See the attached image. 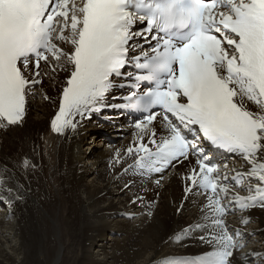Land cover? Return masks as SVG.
Listing matches in <instances>:
<instances>
[{"label": "snow or ice", "instance_id": "snow-or-ice-1", "mask_svg": "<svg viewBox=\"0 0 264 264\" xmlns=\"http://www.w3.org/2000/svg\"><path fill=\"white\" fill-rule=\"evenodd\" d=\"M41 61L67 74L51 121L60 134L105 106L116 78L129 82L120 106L143 115L139 139L154 145L141 142L135 164L162 172L195 157L185 191L205 195L214 231L200 239L218 245L197 264H228L243 245L223 217L232 206L264 207V0H0V128L22 122ZM161 112L157 140L149 125ZM203 141L249 167L229 179Z\"/></svg>", "mask_w": 264, "mask_h": 264}, {"label": "bare ground", "instance_id": "bare-ground-1", "mask_svg": "<svg viewBox=\"0 0 264 264\" xmlns=\"http://www.w3.org/2000/svg\"><path fill=\"white\" fill-rule=\"evenodd\" d=\"M63 47L70 48L68 44ZM39 71L40 83L27 97L24 125L0 128V166L8 168L24 189V200L15 205L17 228L12 231L16 248L10 245L0 221V264H16V254L21 255L19 264H160L171 258L172 249L179 257L190 256L185 261L173 257L174 264H197L204 257L201 255L218 247L214 240L207 243L200 239L201 236L211 239L214 231L210 221L205 220L210 212L205 195L193 188L184 196L188 185L184 177L194 166L195 157L190 156L192 163L183 158V162L173 161L162 172L142 171L133 163L136 156L126 154L119 147L132 132L136 133L135 142H139L140 134L129 125L125 130L119 121L108 124L100 115V107L85 118H78L73 133L69 128L63 137L51 135L52 113L59 107V94L67 74L59 69L53 73L45 61L40 62ZM105 103L111 104L109 98ZM153 126L157 140L166 135L161 117ZM103 129L114 131V136L104 145L99 139ZM88 134H92V139L96 137L92 146L105 149L94 153L93 146L91 153L81 152V143ZM142 142L154 150L148 136ZM114 150L120 152L119 158L111 157ZM207 153L216 157L213 151ZM108 163H113L111 168ZM226 165L220 171L228 173L229 178L234 170L247 169L232 167L229 160ZM23 168L28 173L22 175ZM240 189L236 191L240 193ZM138 203L141 208H137ZM180 204L184 206L177 213ZM130 209L134 211L129 213ZM232 214L237 219H229ZM114 215L134 216L133 221L126 222ZM223 219L231 230H239L245 238L251 239V229H255V237L259 238L254 243L255 264H264L259 257V250H264V207L257 204L242 211L232 206ZM243 220L255 223L250 231L244 230ZM192 223L195 225L190 227ZM111 227L121 233L119 239L110 236L115 232ZM187 227L190 228L185 230ZM92 247L99 250L101 258L82 255V251L89 252ZM88 257L92 258L89 263ZM232 259L254 264L239 254L238 248L233 250ZM232 263L228 258V264Z\"/></svg>", "mask_w": 264, "mask_h": 264}, {"label": "rangeland", "instance_id": "rangeland-1", "mask_svg": "<svg viewBox=\"0 0 264 264\" xmlns=\"http://www.w3.org/2000/svg\"><path fill=\"white\" fill-rule=\"evenodd\" d=\"M97 144V143H96ZM95 148H94V150L93 151H95L94 153H99L102 149H105L102 145V148H101V150L99 149V145L98 146H95V145H93ZM92 145H90L89 144V140H86L85 141V143L83 144V150L82 151H87V150H89L90 148H92L93 147ZM89 153H91V149L89 150V152L88 153H86V154H89ZM133 216V215H132ZM113 217H115L117 220H121V221H129L130 219V222L131 221H133V219L132 218H130V217H128V215L127 216H122V217H116L115 215L113 216ZM128 217V218H127ZM112 219H114V218H112ZM112 219H111V221H112ZM134 219H136V218H134ZM138 225H139V223L138 224H135V226L136 227H138ZM113 227H111V229H112ZM112 231H115L114 230V228L112 229ZM111 233H114V232H111ZM110 233V234H111ZM120 234L121 233H118V232H116L115 231V233L114 234H111L110 236H112V237H115V238H120ZM109 238V237H108ZM10 245H11V242H10ZM12 247H17V245H16V242H14V243H12V245H11ZM168 251L170 250V248L169 249H167ZM171 252H174V251H172L171 250ZM100 252H99V250L98 249H96L95 247H94V249H89V252H86V250H84V251H82V255L83 254H86L87 256H93V257H99V258H101V256H100V254H99ZM17 255V256H16ZM15 255V260H16V264H19L20 263V260H21V255H19V254H16ZM17 257V258H16ZM20 258V259H19ZM38 260H40L39 258H38ZM91 260H92V258H90V257H88V263L89 262H91ZM141 260V259H140ZM234 263V262H233ZM134 264H135V262H134Z\"/></svg>", "mask_w": 264, "mask_h": 264}]
</instances>
